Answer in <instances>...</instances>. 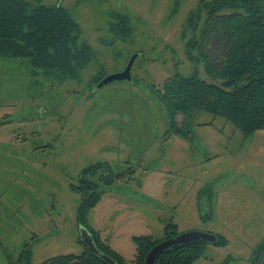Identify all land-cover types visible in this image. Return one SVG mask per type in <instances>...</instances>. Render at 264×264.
<instances>
[{
  "label": "rangeland",
  "instance_id": "1",
  "mask_svg": "<svg viewBox=\"0 0 264 264\" xmlns=\"http://www.w3.org/2000/svg\"><path fill=\"white\" fill-rule=\"evenodd\" d=\"M26 1L66 7L93 57L76 79L0 58V264H20L25 243L29 264L83 251L80 200L70 185L97 161L114 172L135 169L133 179L104 187L86 216L126 259L135 254L132 236L161 239L171 222L179 232L226 239L208 243L194 264H250L264 238V130L243 137L225 117L198 110L190 138H165L169 122L156 99L155 88L170 74L197 68L209 81L183 53L193 31L181 26L199 0ZM117 12L130 18V39H114L108 29ZM132 55L129 80L95 89L93 76L123 70Z\"/></svg>",
  "mask_w": 264,
  "mask_h": 264
},
{
  "label": "trees",
  "instance_id": "2",
  "mask_svg": "<svg viewBox=\"0 0 264 264\" xmlns=\"http://www.w3.org/2000/svg\"><path fill=\"white\" fill-rule=\"evenodd\" d=\"M113 17L108 27L113 38L130 39L134 29L129 16L117 12ZM181 30L193 31L184 42L186 62L201 65L209 81L201 78L196 68L188 74H170L155 88L157 102L169 122L165 138H190V121L198 110L225 117L243 137L264 130V0H199ZM79 33V24L61 4L0 0V58L20 59L17 66L40 69L47 77L78 78L93 57L91 46L79 40ZM103 77L102 72L97 73L92 84ZM134 174L132 166L114 172L108 161H97L83 168L77 183L70 185L80 200L77 226H84L95 246L116 264H144L148 250L156 242L179 233L177 225L169 222L161 239L132 236L135 254L128 260L112 248L109 233L105 235L86 223L87 213L101 200L104 187L133 179ZM141 185L142 180L138 182ZM216 236L215 245L226 243L221 234ZM206 246L207 243L188 244L163 252L155 264H194L205 253ZM30 253L29 244H23L19 263L29 264ZM263 254L264 238L256 244L250 264H259ZM40 264L109 263L84 248L80 253L48 257Z\"/></svg>",
  "mask_w": 264,
  "mask_h": 264
},
{
  "label": "water",
  "instance_id": "3",
  "mask_svg": "<svg viewBox=\"0 0 264 264\" xmlns=\"http://www.w3.org/2000/svg\"><path fill=\"white\" fill-rule=\"evenodd\" d=\"M136 56L132 55L126 66L123 70L113 73L111 75L103 77L96 85L95 89L114 82V81H124L130 79V70L131 66L133 64L134 58ZM79 233H80V241L85 245V248L93 252L97 255H99L103 260H105L109 264H116V262L110 258L108 255L101 253V251L95 246L92 237L88 230L82 226L79 225ZM217 242V236L216 234L210 233V232H204L200 230H188L179 232L175 236L162 239L158 242H156L147 252L145 256L144 264H155V259L157 256L163 252L172 251L179 247H182L184 245L188 244H196V243H211L214 244ZM259 264H264V254L261 258V261Z\"/></svg>",
  "mask_w": 264,
  "mask_h": 264
},
{
  "label": "crops",
  "instance_id": "4",
  "mask_svg": "<svg viewBox=\"0 0 264 264\" xmlns=\"http://www.w3.org/2000/svg\"><path fill=\"white\" fill-rule=\"evenodd\" d=\"M143 186H144V184H143ZM199 191H198V197L196 198L197 200L199 199ZM196 200V204H195V206H196V209H199L200 207H201V205H200V203L198 202ZM206 207H209V203H207L206 205H205Z\"/></svg>",
  "mask_w": 264,
  "mask_h": 264
}]
</instances>
